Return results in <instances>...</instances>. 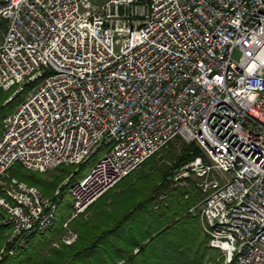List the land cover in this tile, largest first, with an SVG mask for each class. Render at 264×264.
<instances>
[{"label":"built area","instance_id":"obj_1","mask_svg":"<svg viewBox=\"0 0 264 264\" xmlns=\"http://www.w3.org/2000/svg\"><path fill=\"white\" fill-rule=\"evenodd\" d=\"M27 88L4 119L0 181L18 162L47 171L105 146L68 187V228L154 153L196 142L206 158L173 180L205 194L216 260L264 264V0H0V90L9 102ZM67 182L52 197L16 177L0 183L8 243L53 224ZM76 237L68 228L62 240Z\"/></svg>","mask_w":264,"mask_h":264},{"label":"trees","instance_id":"obj_2","mask_svg":"<svg viewBox=\"0 0 264 264\" xmlns=\"http://www.w3.org/2000/svg\"><path fill=\"white\" fill-rule=\"evenodd\" d=\"M28 90L9 102L6 100L12 91L0 90V136L5 117ZM176 142H180L179 152L173 148ZM101 149L107 150L105 146ZM202 151L198 143L177 138L154 153L68 222V228L77 233L71 244L61 238L68 231L65 223L71 217L73 201L61 210L59 207L53 224L31 234L20 247L8 243L12 228L3 222L6 213L0 209V250L5 247L0 264H224L223 259L216 260L220 251L209 246L210 235L202 225L199 204L205 194L196 180L189 179L187 186L173 180L175 169L203 156ZM75 166L62 164L44 172L16 163L8 173L38 187L48 197L68 179L62 187L63 201L68 187L80 180ZM0 195H4L1 184Z\"/></svg>","mask_w":264,"mask_h":264},{"label":"rangeland","instance_id":"obj_3","mask_svg":"<svg viewBox=\"0 0 264 264\" xmlns=\"http://www.w3.org/2000/svg\"><path fill=\"white\" fill-rule=\"evenodd\" d=\"M106 0H94L95 3L97 4H102L103 2H105ZM241 56V52L236 49L235 52H234V58L235 59H239ZM30 90V88H27ZM27 93V92H26ZM24 93H22L23 95ZM16 109V108H15ZM179 144L180 142H176L175 145H174V149H176L177 152H179ZM106 152V150L104 149H101L99 150L98 152H96L94 155H92L91 157H89L86 161L80 163V164H76L75 167H77L80 172L78 174V178L79 179H82L84 178L91 170H92V167L94 166V164L96 163V161ZM203 152V156L205 157V153H204V150L202 151ZM206 158V157H205ZM19 163V162H18ZM20 165H22L21 163H19ZM177 169V168H176ZM46 172V171H44ZM175 173V171H174ZM84 176V177H83ZM174 176V175H173ZM11 177L13 176H10V174L8 173V175H6L4 177V181L5 182H2L0 181V183L2 184H5L7 182V180H9ZM17 178V177H16ZM26 183V182H25ZM177 184V183H176ZM6 185V184H5ZM29 185V184H28ZM54 194V193H53ZM52 197V196H51ZM73 201V198L70 194H67L65 197H64V200L60 203L59 207H60V210L68 203V202H72ZM72 230V229H71ZM73 231V230H72ZM75 232V231H74ZM68 233V231H67ZM66 233V234H67ZM64 237V236H63ZM63 237L61 238V241L63 242ZM54 245L58 246L59 245V242H55ZM210 264V263H209ZM212 264V263H211ZM214 264V263H213Z\"/></svg>","mask_w":264,"mask_h":264},{"label":"crops","instance_id":"obj_4","mask_svg":"<svg viewBox=\"0 0 264 264\" xmlns=\"http://www.w3.org/2000/svg\"><path fill=\"white\" fill-rule=\"evenodd\" d=\"M214 263V262H213ZM211 264V263H210Z\"/></svg>","mask_w":264,"mask_h":264}]
</instances>
